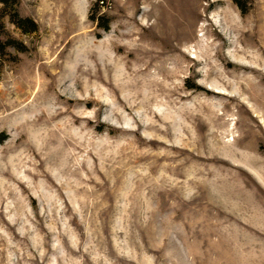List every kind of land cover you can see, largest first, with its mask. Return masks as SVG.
<instances>
[{"label": "rangeland", "instance_id": "obj_1", "mask_svg": "<svg viewBox=\"0 0 264 264\" xmlns=\"http://www.w3.org/2000/svg\"><path fill=\"white\" fill-rule=\"evenodd\" d=\"M0 264H264V0H0Z\"/></svg>", "mask_w": 264, "mask_h": 264}, {"label": "trees", "instance_id": "obj_2", "mask_svg": "<svg viewBox=\"0 0 264 264\" xmlns=\"http://www.w3.org/2000/svg\"><path fill=\"white\" fill-rule=\"evenodd\" d=\"M99 1H101V0H99ZM21 24H22V27L27 26L25 29H35L36 28L35 25H33V23L31 21H28V22L23 21V22H21ZM103 28L106 30L108 28V25H104Z\"/></svg>", "mask_w": 264, "mask_h": 264}]
</instances>
